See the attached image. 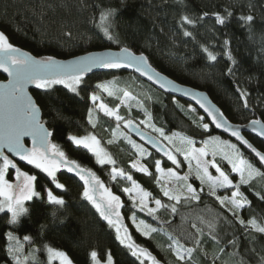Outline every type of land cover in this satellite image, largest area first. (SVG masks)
Segmentation results:
<instances>
[{"label": "trees", "instance_id": "16d2710c", "mask_svg": "<svg viewBox=\"0 0 264 264\" xmlns=\"http://www.w3.org/2000/svg\"><path fill=\"white\" fill-rule=\"evenodd\" d=\"M109 10H113L112 15L107 20L102 19V13ZM229 12L231 16L227 15ZM204 13L209 15L204 16ZM212 13L225 16V23L218 24ZM248 15L253 20L246 23L241 17ZM183 16L195 23L183 22ZM105 27L112 39L105 34ZM0 31L13 46L35 56L66 59L103 49H131L144 54L153 67L170 78L205 90L230 121L245 123L260 119L264 122V0H0ZM185 31L192 35L185 36ZM205 47L216 55V60L208 58ZM114 74L121 76L123 81L133 74L145 87L150 94L145 99V106L155 126L192 139H202L209 134L228 139L263 173L261 181L240 185L239 191L247 205L236 214L237 219L209 196L192 206L180 207L193 212L208 206L218 212L221 221L216 235L201 237L191 258L178 264H264V233L245 228L240 222L255 220L264 227V168L231 138L210 125L208 130H203L198 119L199 111L192 104L163 93L133 72L120 68L82 77L77 86L78 94L62 84L48 89L35 87L31 93L42 110V120L53 132L51 142L69 160H75L81 167L96 173L103 184L120 196L121 211L124 206L134 211L123 192V180H113L109 165H99L91 152L68 139L70 135L95 134L117 168L131 175L151 195L162 198L153 174L149 176L131 167L130 145L122 139L109 143L107 138L114 121L97 112L96 122H89V109L93 108L91 95L98 91V82ZM128 84L127 89L134 91ZM183 102L197 111L188 113ZM124 115L142 121L137 110ZM245 135L264 151V143L258 137L250 133ZM218 161L228 170L226 163L220 158ZM18 167L22 171L29 169L37 176L35 188L41 195L26 202L29 211L15 224L9 223L10 213L0 212V264H17L7 249L8 232L24 238L27 245L34 248L28 251L33 258L26 259L27 264H49L47 247L63 250L75 264H93L90 256L93 250L97 252L99 262H105L110 253L113 264H142L132 255L128 242L122 244L115 228L102 221L94 206L82 196L83 187L74 174L59 170L57 182L65 187L57 189L51 178L39 169L29 168L26 162H19ZM9 171L13 170L9 168ZM49 189L64 199V206L48 202L46 192ZM135 212L138 217L165 230L176 226L185 236L184 229L188 230L187 235L194 241L193 233H190L192 229L180 224L176 213L159 212L149 217L140 210ZM123 218L131 242L146 249L156 262L166 264L163 253L158 251L159 246L164 247L167 243L164 236L155 232L150 238L142 237L124 215ZM179 239L183 237L179 235ZM188 243L192 246L191 242Z\"/></svg>", "mask_w": 264, "mask_h": 264}, {"label": "snow or ice", "instance_id": "6c2138e0", "mask_svg": "<svg viewBox=\"0 0 264 264\" xmlns=\"http://www.w3.org/2000/svg\"><path fill=\"white\" fill-rule=\"evenodd\" d=\"M112 11L113 10H109L108 12L102 13L101 18L107 20L112 15ZM203 15L207 16L209 13H204ZM212 15L216 17V22L218 24L225 23V16L220 13H212ZM227 15L231 16L232 14L229 12ZM181 19L187 24L195 23V21L188 16H183ZM241 19L248 23L253 20V17L248 15L242 16ZM104 32L108 35L109 39H112V35L107 27L104 28ZM184 35L191 36L192 33L185 31ZM227 43L228 41H225V44ZM204 51L208 53V58L210 60H216V55L209 51L207 47L204 48ZM122 52L126 54V59H121V57L111 53L89 54L87 57L78 58L70 62L58 61L52 56L36 59L30 54L22 53L20 49L14 47L13 44L9 42L5 33L0 31V69H3V71L11 77L8 83L0 84V160H2V164H0V212L10 213L9 223L15 224L19 221L21 216L27 214L29 211L25 206V202L31 201L33 197H39L41 195L40 192L35 190L37 176L30 175L28 172H22L20 168L17 167L16 163H14L13 159L10 158L8 153L14 154L16 157H19L21 161H26L27 164L33 165L43 173H47L57 189H63L65 187L63 184L57 182L56 176L57 171L61 167H64L67 168L69 172H75L80 180L84 182L82 196L91 202L99 215L108 222L109 226L115 228L117 239H119L122 244L128 241L127 247L132 250V255L137 258L148 257L153 260V264H158L146 249L140 248L131 242L129 234L124 230V225L121 223V213L119 211L121 207L120 196L113 194L90 169L82 168L75 160H69L65 153L61 151L56 144L51 142L49 137L53 136V132L50 131L45 126V122L42 121V110L40 106H38L37 102L26 91L28 84H35L39 89H48L55 84H62L71 92L78 94L77 86L81 83L85 72L91 71L92 67L96 65L105 68H120L125 65L128 67H135L137 72H141L143 75L148 76L149 79L155 78L162 88L166 86L168 82L163 81L159 74H149L151 65L147 64V58L144 57L143 54L135 56L129 49H122ZM229 58L231 59V56H229ZM232 62L236 63L235 60ZM229 71L231 72V69H229ZM97 88L107 92L109 96L114 95V91L111 90L106 83L98 84ZM185 94L188 95L189 93ZM128 98L129 93L125 92L121 102L126 103ZM90 99L96 110L102 111L106 116L115 118L117 121L116 129L120 128L121 122L127 127L133 126V121L121 117L116 109L109 108L102 101L98 102L100 98L96 94H92ZM193 99L197 98L193 96ZM197 103L204 109L208 116L212 118L217 128L227 125L223 113H217L211 105L207 104L206 100L197 99ZM92 112L93 109H89L88 119L90 123L93 122ZM142 123L153 128L161 137L168 140L169 143L174 142L176 134L167 136L162 128H156L155 125L151 123L150 113L146 114V120L142 121ZM255 123H258V121H253V124ZM138 127L137 125V129ZM202 127L207 130L209 124L203 123ZM113 133L115 135V129ZM139 134L143 135L142 133ZM259 134L264 136V128L260 130ZM232 135L243 140L238 130H234ZM26 137H31L32 146L30 148L25 144ZM68 139L77 146H83L93 152L98 163L115 164L112 157L100 147V141L95 135H70ZM179 139L182 145L186 144L188 147H176L175 151L183 153L184 159L189 161L190 171L192 161L195 160L196 176L202 183L208 182L211 195H216L215 189L217 187L234 186L236 191L232 192L231 197L222 198L217 196V199L221 204H225L227 201V203L232 205V209L242 208L247 201L244 199L243 193L239 191L240 184L248 183L249 179L253 174L257 173L258 170L254 168L249 161L241 157L238 152L233 151L232 155H229L224 152L222 147H214L213 155L217 152L223 153L224 159L228 160L232 165V171L239 174L240 184L233 185V181L229 179V176L221 170L215 161L203 160L205 149L197 150L191 147L193 141L188 137L180 136ZM212 139L215 140L216 138ZM112 142V140H109V143ZM129 143L137 149L140 156L148 154L141 145L131 140H129ZM205 143L208 142L206 141ZM244 143L247 144L248 142L245 140ZM229 147L233 150L236 149L235 145H230ZM249 147H251V145H249ZM253 151H255V149H253ZM165 155L174 163H179L171 150H166ZM257 155L260 161L264 162V154L257 152ZM209 164L215 168L219 176H213L209 172ZM10 166L15 169L17 181L15 185L5 178V174ZM131 167L138 172H142L149 176L151 175L148 167L139 163L138 160L132 161ZM155 167L156 171L161 173V176L156 177V182L159 184L164 170L160 166V161H156ZM167 176L176 181H184L185 183L182 184L180 188L174 186L169 187L167 184H164L161 190L165 197L175 200L176 202H179L181 197H184L186 200L200 199L196 189L193 188L191 184L186 183L188 179L187 174L178 176L172 169H168ZM111 177L113 180L122 177L131 181V187L123 188V192L129 194L134 202L138 201V206L141 211L146 210L150 215H153L163 206L161 200L156 199L154 201L155 207H149L148 197L150 194L141 189L136 181L133 180L132 176L127 175L122 169L113 167ZM97 193H99V195H97ZM237 197H240V199H237ZM262 199H264V197H262ZM47 200L51 204L57 206L65 205L64 199L54 195L51 189L47 190ZM176 211L177 209L175 205H173L172 212L175 213ZM240 222L244 223L243 220ZM248 223L256 228L257 231L264 233V227L258 226L255 220H249ZM141 224H143V222H141ZM137 228L140 229V225H137ZM122 230H124L123 235H121ZM154 231H156V229L146 228L143 234L149 236L151 232ZM7 235L10 240L13 239L11 233ZM25 239H28V237H25ZM213 239H215V237H213ZM173 243L175 245L173 251L176 253L178 261L185 260V252L191 256L193 249L183 247L178 241H174ZM10 251L14 252L16 249H10ZM47 252L49 264H51L53 260H58L59 264H73L72 260L62 250L48 247ZM97 255L95 250L90 253L92 260L96 262V264H99ZM17 259L19 258L17 257ZM107 264H113L110 253L107 255Z\"/></svg>", "mask_w": 264, "mask_h": 264}, {"label": "rangeland", "instance_id": "374dc122", "mask_svg": "<svg viewBox=\"0 0 264 264\" xmlns=\"http://www.w3.org/2000/svg\"><path fill=\"white\" fill-rule=\"evenodd\" d=\"M129 75L130 76H127V79L124 81L122 80L121 76L114 74L111 77L98 82V84L106 83L109 86V88L114 91V95L109 96L107 94V92L103 91L100 88H98V91L96 93H93V94H96L100 98V100L98 102L102 101L109 108L116 109L118 111V114L121 117H124L127 120H132L133 123H135L136 125H139V127L141 126L148 133L154 135L162 144H164L168 148V150L172 151V154L176 156V159H177V161H179V163H174L173 161L169 160L168 157L164 158L165 160L161 159L155 153L153 154V152H151L148 148H146L140 142H138L137 140L132 138L126 132V130L124 128L125 125L123 124V122H121L120 128L116 129L117 121L115 120L114 117L108 116L109 118H111L114 121V125H113L114 127H113V129L109 130V136L107 139L112 140V141H118L119 139H122L130 145V148L132 149V159L130 161V165H131L132 161L138 160L139 163L147 166L149 169V172L151 174H153L155 186L159 190V192L162 196V198L154 197L148 191H146L139 183L136 182L140 186L141 189H143L145 192H148L150 194L148 197L149 207H155L154 201L156 199H160L161 204L163 206L155 214H157L159 212H162V213H165V212L169 213L170 212L171 214H173L172 206L175 205V207L177 209V211L175 213L178 215L177 221L180 222V224H183L184 226H188L189 229H192V230H190V233H193L194 241L192 239H191L192 240L191 241L190 235H187L188 230L184 229V231L186 232V236H185L184 232L177 229L176 226H173L169 230H165L163 227L156 226L155 224H152L146 218L144 219V218L138 217L136 215V212H135L136 210H140V207L138 206V201L134 202L130 198L129 194H127V193H125L126 197L130 201L129 204L133 205L134 211H131V209H125L124 208L125 206L123 207L122 211H121V207H120L119 211H120V213H123V215L126 217L130 226L138 234H140L142 237L150 238V236L155 232H158L162 236H164L167 243L164 244V247L159 246L158 251L163 253V256H164L163 258H165L166 264H178L179 262H183V261H178L176 253L173 251V248L175 246L173 242L178 241L179 244L182 245L183 247L193 249V252L191 253V256H192V254L195 251V246L199 242L200 238L203 236H215L216 232L218 230L217 225L220 224V221H221V218H220V215L218 214V212L213 210L212 208H210L208 206H206L200 210L193 211V212L191 210L186 211L184 209H181L180 208L181 206H186V205L192 206L193 203L199 202L203 198L209 196V197L215 199L216 202L220 206L225 208L235 219H237L238 216H236V214H239L238 212L244 206H246L247 203H244L243 207L239 208V209H232V205L227 203V201L225 202V204H221L219 202V200L217 199V196L222 197V198L231 197L232 192L236 191V188L234 186H232V187H217L215 189L216 195L215 196L211 195L208 182L202 183L201 180L198 179L196 176V168H195L196 162H195V160L192 161L191 171H190L189 161L184 159L183 153L175 151L176 147H188L186 144L182 145L180 143V139H179L180 136H183V137H186V136L182 135L181 133H177V132H167L166 130L163 129L167 136H173L174 134H176L174 142L169 143L168 140H165L163 137H161L160 134L157 133L153 128H150L146 124L142 123V121L146 120V114L149 113V111L147 110V108L145 106V99L150 94L147 93L145 87L140 82H138V80H136V78L134 77L133 74H129ZM126 83L127 84L129 83L128 85L131 88H133L134 91H129L126 87L127 86ZM125 92L129 93V98L127 99L126 103H122L121 100H122L123 94ZM92 105H93V103H92ZM182 106L185 108V110L188 113H191L194 110H196L192 105L185 103V102H183ZM91 109H93V112H92L93 122H92V124H94L96 122V113L97 112L103 113V112L96 110L94 108V105H93V108H91ZM133 109L137 110L141 113L142 121H136L135 119H132L130 116L124 115L126 113H129V111L133 110ZM201 118H203V119H201ZM198 119L200 121L201 128L203 130H205L202 127V124L208 123V122L199 112H198ZM151 123L154 124V121L152 118H151ZM155 127L159 128L158 126H155ZM114 129L116 130L115 135L113 133ZM87 135H95V134L90 132V133H86L83 135H76V136H87ZM212 138H216V139L213 140ZM190 139L193 141V144L191 145V147H194L197 150L205 149V155L203 156V160L215 161V163L221 168V170L224 171L229 176V179H231L233 181V185L240 184V176L238 173H235L232 171V165L228 162V160L224 159L223 153L217 152L215 155H213L214 147H222L224 149V152L228 153L229 155H232L233 151L238 152L241 157H243L245 160L249 161L254 166V168H256L258 170L257 173L253 174V176L249 179L248 183L253 182V181H261V179L263 177V173L260 170V168L257 167L253 162H251L245 155H243L241 153V151L239 150V148L234 144V142H232L228 139L226 140L220 136L210 135V134L205 136L202 139H192V138H190ZM129 140L134 141L138 145H141L147 151L148 154L144 155V156H140L137 149L134 148L132 146V144L129 143ZM206 141L208 143H205ZM230 145H235L236 149L235 150L231 149L229 147ZM81 147H83V146H81ZM100 147L103 148L110 155V153L107 151V149L104 147V145L101 144V142H100ZM89 152H91V151H89ZM91 153L93 154L95 161L97 162L95 154L93 152H91ZM218 158H220L222 160V162H224L228 165V170H225L221 166V164L218 161ZM156 161H160V166L164 170V174H163V176L161 178V182L159 184L156 182V177L161 176V173H158L156 171V167H155ZM0 164H2V161L0 162ZM26 164H27V162H26ZM98 164L99 165H105V164H100V163H98ZM27 165L29 166V168H35L33 165H29V164H27ZM107 165H109V174L111 177L112 168L113 167L117 168V167H116V164H107ZM61 169L68 171L67 168H64V167H61L59 170H61ZM168 169H172L174 172L177 173L178 176H184L187 174L188 179H187L186 183L191 184L192 187L196 189L197 194L199 195L200 199L199 200H191V199L186 200L184 197H181V200L179 202H176L175 200H171L168 197H165L163 195L162 190H161V188L164 184H167L169 187L174 186L176 188H180V186L185 183L184 181H176L173 178H169L167 176V170ZM134 170H136V169H134ZM22 172H28L30 175H34L33 173L29 172V169H24ZM209 172L213 176H219V173L216 172L215 168L212 167L211 164H209ZM45 174H47V173H45ZM96 176H97V174H96ZM5 178L14 184V182L16 180L15 172L14 171L10 172L8 169V171L5 174ZM118 178L120 180H123V182L125 183L124 188L125 187H131V181H128L126 178H122V177H118ZM240 185H243V184H240ZM109 189L112 191L113 194L117 195L115 192H113V190L111 188H109ZM35 190H36V188H35ZM98 195H99V193H98ZM185 195H187V194H185ZM237 199H240V197H237ZM25 204H26V202H25ZM126 208H127V205H126ZM230 209H232V210H230ZM132 210H133V208H132ZM142 212H144L145 215H147L149 217L152 216L146 210L142 211ZM141 222H143V224H141ZM256 224L258 226H260L258 223H256ZM137 225H140V229L137 228ZM243 226L245 228L256 229L251 224H249L248 222L243 223ZM146 228H154V229H156V231L151 232V234L149 236H145L143 234V231ZM8 233H10V232H8ZM121 235H123L122 232H121ZM179 235L182 236L183 239H179ZM12 236H13V239L10 240L8 238V235H6L8 252L10 253V255L12 254L11 257L15 263L27 264V262L33 258V256L31 254H29L28 251H30V250L32 251L34 248L31 249V247L27 245L28 243L26 241H24V238L17 237L14 234H12ZM188 242H191L192 246ZM26 246H27V249L25 250ZM10 249H16V251L13 252V251H10ZM23 252L25 253V256L23 255ZM46 253H47V258H48V252L46 251ZM26 254H27V256H26ZM184 255H185V260H187L188 258H191V256H189L187 252H185ZM17 257L19 259H17ZM26 259L28 261H26ZM139 259L143 262L150 261V260H148L149 259L148 257H141ZM51 264H59V261L53 260L51 262ZM73 264H75V263L73 262ZM93 264H96V262L93 261ZM99 264H107V260L105 262H99Z\"/></svg>", "mask_w": 264, "mask_h": 264}, {"label": "water", "instance_id": "95a60500", "mask_svg": "<svg viewBox=\"0 0 264 264\" xmlns=\"http://www.w3.org/2000/svg\"><path fill=\"white\" fill-rule=\"evenodd\" d=\"M16 48H18V47H16ZM18 49H20L22 53H28L32 57H34L36 59H40L41 57H43V56H35L34 54H32L29 51L24 50L22 48H18ZM122 49H128V48L124 47V48H120V49H103V50H99V51H91V52H87V53L80 54V55L73 56V57L66 58V59L55 58V57L54 58L56 60H58V61L70 62V61L76 60L78 58L87 57L89 54L111 53V54H113L115 56L121 57V59H126V54L124 52H122ZM129 50L135 56H140L141 55L139 53H136V52L132 51L131 49H129ZM143 56L146 57L144 54H143ZM147 64L151 65L149 63L148 59H147ZM109 69H118V68H105V67H101L99 65H96V66L92 67L91 71L85 72L83 77H85V76H87V75H89L91 73H94V72L106 71V70H109ZM120 69L131 71L134 74H136L141 80L145 81L146 83H148L149 85H151L155 89H157V90H159V91H161L163 93L169 94V95H171V96H173V97H175L177 99H180V100H183L185 102H188V103L192 104L203 115V117L207 120L208 124L214 130H216L217 132H219V133L231 138L236 143H238L252 157H254L257 160V162L264 168V162H261L259 156L257 155V152H259L261 154H264V151H262L259 148H257L247 138V136L245 135L246 133H250V134L258 137L264 143V136H261L259 134L260 130L262 128H264V122H262L260 119H251V120H249V121H247L245 123H235V122L230 121L223 114L225 120L227 121V125L225 127L217 128L215 122L212 121V118L210 116H208V114L204 111V109L201 108L200 105L197 103V99L206 100L207 104L211 105L217 113H223L220 110L219 106L210 98L209 94L205 90H202V89L190 86V85H186V84L180 83V82L170 78L169 76L165 75L164 73L158 71L152 65H151V68L149 69V74L150 75L159 74V76L162 78L163 81H167L168 82L165 87L162 88L160 86V83L157 82V80L155 78L154 79H149L148 76L143 75L141 72H137L135 67H128V66L125 65L123 67H120ZM0 75L2 76V78H0V84H6V83H8L9 80H11V77L7 73H5L3 71V69H0ZM35 87H36L35 84H28L27 88H26V91L28 92V94L34 100H35V98L33 97L32 93H31V90L33 88H35ZM185 93H189V94L186 95ZM193 96H195L197 99H193ZM41 117H42V112H41ZM253 121H258V123L253 124ZM45 126H46V124H45ZM124 128H125L126 132L132 138H134L135 140L140 142L142 145H144L146 148H148L151 152L155 153L157 156H159L162 159L167 158V156L165 155V151L168 150L167 147L164 144H162L156 137H154L150 133L144 131L141 127H138V129H137V125L135 123H133L132 127L124 126ZM234 130H238L240 132V136L243 137V140H241L240 138L232 135V132ZM139 133H142L143 135H141ZM49 139H50V137H49ZM150 140H151V142H150ZM245 140L248 142L247 144L244 143ZM25 144L29 148L32 146L31 137H26L25 138ZM249 145H251V147H249ZM253 149H255V151H253ZM8 155L10 156L11 159H13V161H14V163H16L17 167H18V163L19 162H26V161H21L19 159V157H16L14 154L8 153ZM9 168L15 172V169L11 168V166ZM71 173L74 174L78 178V180L80 181V183H81V185L83 187V183L84 182L80 180L79 176L76 175L75 172H71ZM16 183H17V181L15 180L13 185H15ZM97 195H98V193H97ZM99 217L102 219V221H105L100 215H99ZM105 222H107V221H105ZM121 223L124 225V230H126L127 233L129 234L128 229L125 226V221H124V218H123L122 214H121ZM124 230H122V233H123ZM148 260H150L149 264H153V260L152 259H148ZM158 264H161V263H158Z\"/></svg>", "mask_w": 264, "mask_h": 264}, {"label": "clouds", "instance_id": "9594fccd", "mask_svg": "<svg viewBox=\"0 0 264 264\" xmlns=\"http://www.w3.org/2000/svg\"><path fill=\"white\" fill-rule=\"evenodd\" d=\"M168 149V148H167ZM162 159V158H161Z\"/></svg>", "mask_w": 264, "mask_h": 264}]
</instances>
